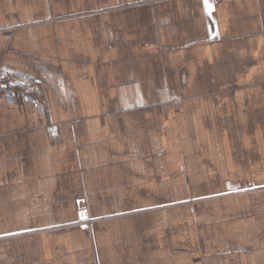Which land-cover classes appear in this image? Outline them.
<instances>
[{"label": "crops", "instance_id": "crops-1", "mask_svg": "<svg viewBox=\"0 0 264 264\" xmlns=\"http://www.w3.org/2000/svg\"><path fill=\"white\" fill-rule=\"evenodd\" d=\"M0 62V264H264V0H0Z\"/></svg>", "mask_w": 264, "mask_h": 264}, {"label": "built area", "instance_id": "built-area-1", "mask_svg": "<svg viewBox=\"0 0 264 264\" xmlns=\"http://www.w3.org/2000/svg\"><path fill=\"white\" fill-rule=\"evenodd\" d=\"M16 80L35 82L37 78L33 74L14 71L9 66L0 62V101L9 104L15 103L18 100L30 102L34 105L42 117H46L47 109L45 103L36 96L27 92L25 89L17 88ZM47 127L52 141L59 142L60 136L58 134V125L53 120H50Z\"/></svg>", "mask_w": 264, "mask_h": 264}, {"label": "snow or ice", "instance_id": "snow-or-ice-1", "mask_svg": "<svg viewBox=\"0 0 264 264\" xmlns=\"http://www.w3.org/2000/svg\"><path fill=\"white\" fill-rule=\"evenodd\" d=\"M208 3V0H205V4H207ZM209 7H210V5H209Z\"/></svg>", "mask_w": 264, "mask_h": 264}]
</instances>
